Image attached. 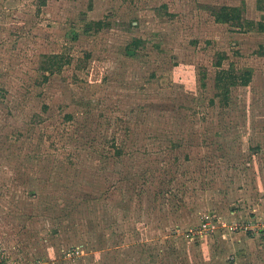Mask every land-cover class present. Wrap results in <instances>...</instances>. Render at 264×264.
<instances>
[{
  "label": "rangeland",
  "instance_id": "rangeland-1",
  "mask_svg": "<svg viewBox=\"0 0 264 264\" xmlns=\"http://www.w3.org/2000/svg\"><path fill=\"white\" fill-rule=\"evenodd\" d=\"M261 22L260 0H0V264H264ZM219 68L252 81L226 100Z\"/></svg>",
  "mask_w": 264,
  "mask_h": 264
},
{
  "label": "trees",
  "instance_id": "trees-1",
  "mask_svg": "<svg viewBox=\"0 0 264 264\" xmlns=\"http://www.w3.org/2000/svg\"><path fill=\"white\" fill-rule=\"evenodd\" d=\"M263 2L264 0H260ZM215 19L220 23H228L236 26L242 25V12L237 7L230 6H222L218 11L215 12ZM97 25H101V22L96 23ZM259 28L261 31H264V22L259 24ZM136 46L129 47L130 52H136V48H138L139 42L136 41L134 43ZM223 60V59H221ZM218 64L219 67L222 66V61ZM253 72L251 70H245L243 72L235 71V69H224L219 68V71L216 75V86L220 91L224 92L225 99L228 100L229 95L231 93V89L234 86H248L252 81ZM114 147H116L114 145ZM121 148H117L120 150ZM119 152V153H118ZM117 153L120 154V151Z\"/></svg>",
  "mask_w": 264,
  "mask_h": 264
},
{
  "label": "built area",
  "instance_id": "built-area-1",
  "mask_svg": "<svg viewBox=\"0 0 264 264\" xmlns=\"http://www.w3.org/2000/svg\"><path fill=\"white\" fill-rule=\"evenodd\" d=\"M207 223H208V221H206V225H204L205 227L208 225ZM201 230H202V229H201Z\"/></svg>",
  "mask_w": 264,
  "mask_h": 264
}]
</instances>
